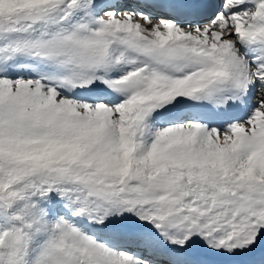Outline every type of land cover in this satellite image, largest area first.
<instances>
[{"label":"snow or ice","instance_id":"obj_1","mask_svg":"<svg viewBox=\"0 0 264 264\" xmlns=\"http://www.w3.org/2000/svg\"><path fill=\"white\" fill-rule=\"evenodd\" d=\"M0 264H264V0H0Z\"/></svg>","mask_w":264,"mask_h":264}]
</instances>
